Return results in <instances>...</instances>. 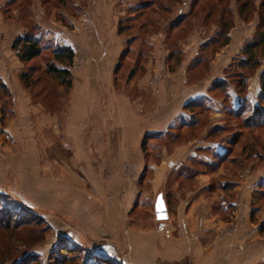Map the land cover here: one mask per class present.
<instances>
[{
  "label": "rangeland",
  "instance_id": "1",
  "mask_svg": "<svg viewBox=\"0 0 264 264\" xmlns=\"http://www.w3.org/2000/svg\"><path fill=\"white\" fill-rule=\"evenodd\" d=\"M152 1L149 9L135 14L141 6L139 0H108L106 10L99 9L96 0H0V208L6 201L15 206L17 214L27 218L24 222L30 221L19 228L0 227V250L7 254V261L2 264H106L101 262L104 259H93L96 254L118 264H148L141 260L144 249L133 250L130 233L161 231L160 224L165 225L171 219L176 227L172 232L188 236L191 232L187 229L188 223L177 220L184 192L177 177L182 175L185 181L195 172L207 174L210 186L202 193L204 201L199 210L206 209L211 216L225 222V234L232 239L234 253L264 250V122L260 118L249 123L252 105L264 108L261 0H253L248 19L239 16L237 0L219 2L207 19L210 6H205L204 10L197 6L182 25L175 28L169 24L177 20L180 12H189L191 0ZM160 2L162 8L169 7L168 10L158 9ZM222 8L228 9L224 16L232 23L227 43H223L225 34L220 33L221 26L216 21ZM102 21L117 24V32L119 25L122 28L118 35L123 41L122 51L126 52L116 64L114 87L133 101L143 103V108L156 105V93L140 86L153 54L159 57L167 54L163 68L185 72L189 82H201L203 86V81L211 77L206 88L209 98L190 110L191 117L197 119V126L182 128L180 125L144 134L140 142L141 156L132 162L114 158L115 153L106 141V135L111 132L108 134L97 126L98 108L99 111H91L95 118L89 119H93L91 122L86 120L85 159L66 150L65 143L58 144L56 156L51 148L54 137L48 123L36 127L32 136L29 133L5 135L4 127L13 117L9 111L13 99L1 75L16 73L32 102L42 105L41 114L56 115L57 128L63 131L65 111L79 84L80 69L89 62L97 63L78 43L81 39L78 28L85 29V38L92 35L95 40L97 35L102 40L97 32L100 27L97 24H103ZM26 34L40 38L42 52L32 61L22 62L13 43ZM109 34L107 28L106 35ZM68 42L73 46L66 44ZM258 42L261 44L252 50L254 57L249 59L243 53L244 47ZM58 45L74 50L73 65L69 67L70 87L59 85L45 73L47 62L52 61V52ZM185 60L189 63L184 69L181 65ZM23 72L27 73L28 88L21 79ZM96 77L91 83L97 92L100 90L95 94L98 106L106 96L101 92L103 85L97 86L99 80L102 84L104 80ZM216 80H224V83L213 88ZM155 83L153 91L159 87ZM244 95L249 103L242 110L239 106L243 104ZM235 97L237 107L232 106ZM194 138L197 139L195 144L204 143V146L198 145L197 155L172 172L163 173L158 169L166 162L162 158L165 148L172 150ZM61 156L68 157L66 164L65 159L57 160ZM186 182L183 187L191 189L198 183L197 179ZM159 194L168 209L166 220L156 219L155 201ZM187 205L186 210L189 203ZM0 215H5V210H0ZM194 225L196 230L189 235L204 244V235L208 232H205V223ZM209 232L207 240L214 235ZM221 233L219 230L218 236ZM66 249L71 251H64ZM247 256H242L246 264H264V257L253 262ZM182 258L159 264H192L187 257Z\"/></svg>",
  "mask_w": 264,
  "mask_h": 264
},
{
  "label": "crops",
  "instance_id": "2",
  "mask_svg": "<svg viewBox=\"0 0 264 264\" xmlns=\"http://www.w3.org/2000/svg\"><path fill=\"white\" fill-rule=\"evenodd\" d=\"M107 3L108 0H96L99 9L106 10ZM102 22L103 24H97L100 26L97 32L101 35L102 40L97 35L95 40L92 35L85 38V29L77 27L81 32V39L78 43L85 48L88 55L95 57L97 63L93 65L92 62H89L80 69L79 84L75 87V92L71 96L65 111L63 131L60 132L57 128L58 118L56 115L46 117L41 114L42 105L32 102L30 95L16 77V73L9 74L7 72L1 75V78L7 83L13 99V104L9 110L13 117L4 127L5 135L8 133L12 137V135L19 136L22 133H29L32 136L31 134L36 133V127H41V123H48L51 126L50 131L54 137L51 141L53 143L51 148L57 154L56 156H58V144L65 143L68 145L66 150L73 151L77 158L78 155H81L85 159V146L83 143H85L86 120L95 118L91 111L100 109V113L97 115L99 121L97 126L99 129L104 128V131H107L108 134L111 132V135H106V141L110 144L108 148L115 153L113 154L114 158L128 159L132 162V160L136 161L141 156L140 142L144 134L180 125L182 128L197 126V119L191 117L193 114L190 110L197 107V103L209 98L206 88L211 77L203 81V86L201 82H189L185 72L182 74L179 69L171 72L163 68L167 54L160 57L153 54L147 62L146 72L141 79L140 86L146 91L149 87L150 92L156 93V105L149 109L143 108V103L133 101L124 92H118L114 87L115 68L121 53H123V41L119 40L117 24ZM107 28L110 31L109 36L106 35ZM66 44L73 46L72 42ZM5 53L7 54L8 51ZM188 63L189 61L187 60L183 61L181 67L183 66L182 68L185 69ZM96 76L104 80L103 84L99 80L97 86L102 87L103 85L104 88L101 92L103 91L104 96H106L103 99L104 102L101 103L103 105L99 104L98 106L95 103V94L100 90L97 92L91 83L93 79L97 78ZM81 80L82 82H80ZM153 83L156 86L159 84V87L157 86L154 91L152 89ZM149 84H151V87ZM231 94L234 97V94ZM189 102H194V105L187 107L186 105ZM234 103L235 105L232 103V106L237 107V97H235ZM219 104L218 106H220ZM102 118L104 119L102 120ZM110 118H112L111 121ZM92 120L89 121L91 122ZM196 141V138L188 139L173 147L172 150H166L165 148L162 158L166 159V162L158 169H162L163 173L164 171L172 172L180 164L193 158L197 155L198 151L196 149L198 145L204 146V143L195 144ZM219 151L222 152V147L219 148ZM61 159H65V164L68 162L67 156H61L59 159L57 157V160L61 161ZM83 172L85 173V170ZM170 174L168 173L169 176ZM195 179H197L198 183L194 189L188 188L189 186L183 187L182 184H187L186 180L195 182ZM177 181L181 186V190L184 191L183 200H180L178 207V222L183 219L186 224L188 223L187 229L191 232L196 230L194 224L203 222L205 223V232L212 231L214 234L213 238L209 237V240H207L206 235H210L207 232L204 235L206 242L201 244L196 241V238H192L189 235L191 232L186 237L180 233L175 235L172 231L176 227L169 219L167 224H160L161 231L155 229L146 233H130L129 238L133 250H139V248L145 250L143 255L139 253L142 255L141 260H145L148 264H159L160 262L172 263L179 261L182 257H187L192 264H246L247 261L243 262L242 256H247V254L248 259L253 262L264 257V250H248L242 254L234 253V250L231 249L232 239L225 234V225H223L225 222L211 216V213L206 209H202L205 214H202L203 211L199 210V205L204 201L202 193L210 189L207 174L195 172L190 177L185 178V181L183 176L179 175ZM198 192L201 194L196 196L195 194ZM126 199H130V194L127 195ZM125 203L127 205V201ZM188 203L189 207L186 210ZM248 204H250L249 200ZM207 209L209 210V205ZM219 230H222V233L218 236ZM210 240L213 243H210Z\"/></svg>",
  "mask_w": 264,
  "mask_h": 264
},
{
  "label": "trees",
  "instance_id": "3",
  "mask_svg": "<svg viewBox=\"0 0 264 264\" xmlns=\"http://www.w3.org/2000/svg\"><path fill=\"white\" fill-rule=\"evenodd\" d=\"M177 1V0H175ZM223 0H191L190 4V10L189 12H184V13H179L178 18L176 21H171V24H169V27L175 28V27H180L182 25V22H184L187 18V16L191 15V11L195 7H199L201 10H204L205 6H210V10H208L206 14V19L210 18L212 15V12L216 10L217 5L219 2ZM238 2V13L239 16L243 19H248L249 13H251L253 9V0H237ZM139 5H141L138 10H136L135 14H141L143 13L146 9H149L153 5L152 0H139ZM212 6V7H211ZM158 9H164L168 10L169 7H164L162 8V4H160L157 7ZM134 10V9H133ZM228 9L227 8H222L220 12V16L216 19V21L220 24L221 30L220 33L224 35L225 37L223 38V43H227L229 38L227 35V32L229 28L232 26L231 20L226 18L224 15L228 14ZM134 14V13H133ZM133 18V16H129ZM259 25L263 26L264 28V0L260 1L259 4ZM118 32H122V28L119 25ZM263 35V33L261 34ZM129 43V40L127 41ZM261 43H253L250 45H247L244 47L243 53L247 54L250 58L254 57V54H252V50L256 47L259 46ZM13 47L18 50V57L20 61L22 62H29L32 61L34 58L38 57L41 52H42V43L40 38H37L33 35L26 34L22 37H18L15 42L13 43ZM126 52V51H125ZM121 53L120 59H122V55L125 53ZM53 58L52 61H48L45 69V73L48 75H51L53 78H55L58 82L59 85L65 86V87H70L72 85V74L69 69L70 66L73 65V60H74V50L72 47L67 46V45H58L55 47V49L52 52ZM60 64L61 66H58L56 63ZM27 73L23 72L21 74V79L24 80L26 87H30L29 82L26 79ZM264 77V76H262ZM224 83V80H216L213 82L212 87L213 88H218ZM225 88V87H223ZM261 90L264 93V78L261 84ZM243 104L239 106L242 110L243 108L247 107L249 103V99H247V96H243ZM194 102H189L186 106H193ZM238 107V108H239ZM251 109V114L249 116V123L251 121H260L261 120L264 122V108L260 107L259 105H252ZM252 117V118H251ZM254 118V119H253ZM3 208H0V210H5V215H0V222L3 224H0V227L3 229H10V228H19L21 225L25 224H30V221H25L24 222V216L17 214V212L14 210L15 206L12 204H8V202L5 201L3 203ZM11 209V210H10ZM27 218H25L26 220ZM38 221V220H37ZM64 251H71V250H64ZM25 256V255H24ZM7 254L1 252L0 250V264L3 263V261H7ZM92 259V258H91ZM93 259H104L101 261L102 263L106 264H118L117 262H114L113 260H110L104 255L101 254H96L95 258ZM17 263V261H16ZM18 262L17 264H19Z\"/></svg>",
  "mask_w": 264,
  "mask_h": 264
},
{
  "label": "water",
  "instance_id": "4",
  "mask_svg": "<svg viewBox=\"0 0 264 264\" xmlns=\"http://www.w3.org/2000/svg\"><path fill=\"white\" fill-rule=\"evenodd\" d=\"M155 215L157 220H166L168 218V210L161 194L157 196L155 201Z\"/></svg>",
  "mask_w": 264,
  "mask_h": 264
}]
</instances>
